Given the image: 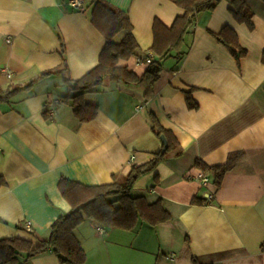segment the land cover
<instances>
[{
	"label": "crops",
	"instance_id": "1",
	"mask_svg": "<svg viewBox=\"0 0 264 264\" xmlns=\"http://www.w3.org/2000/svg\"><path fill=\"white\" fill-rule=\"evenodd\" d=\"M72 1L0 0V89L33 83L0 102V239L35 241L31 232L47 239L52 224L71 211L58 188L61 179L111 184L153 160L164 150L152 131L154 115L182 155L170 154L136 181L131 194L151 204L161 200L171 220L155 227L139 222L131 231L86 220L75 231L86 264H264V0H244L254 13V30L235 20L233 0L198 15L181 57L172 52L161 62L148 103L142 90L108 82L84 98L99 108L89 123L62 103L72 96L62 76L40 79L63 68L64 60L65 75L74 81L99 64L105 40L91 22L98 0H82L80 11ZM105 1L129 15L138 49L124 65L143 74L146 66L137 62L151 52L154 22L170 27L183 11L174 0ZM224 28L247 52L239 61L215 38ZM188 93L196 109L189 108ZM55 100L47 121L44 113ZM240 151L244 160L221 187L213 171L196 166L224 165ZM199 171L211 177V202L194 181ZM197 199L206 204H194ZM22 264L61 263L48 252Z\"/></svg>",
	"mask_w": 264,
	"mask_h": 264
},
{
	"label": "trees",
	"instance_id": "2",
	"mask_svg": "<svg viewBox=\"0 0 264 264\" xmlns=\"http://www.w3.org/2000/svg\"><path fill=\"white\" fill-rule=\"evenodd\" d=\"M174 2L183 14L177 17L170 27L158 20L154 22V42L151 52L159 59L147 65L143 74L139 75L129 66L124 65L134 57L138 49L129 15L105 0H98L93 4L91 12V22L105 40L98 66L81 79L74 81L65 75L68 67L64 60L63 68L44 72L40 79L51 76L63 77L72 96L63 98L62 103L72 105L74 114L81 123L95 120L99 112L98 106L85 102V96L108 82L142 90L145 102L148 103L153 98L155 86L161 77L163 70L161 62L172 52L178 53L181 57L186 35L194 27L197 16L213 12L222 0H174ZM232 5L235 20L254 30V13L246 2L233 0ZM121 35V41L116 42ZM215 38L230 49L238 61L247 55L232 29L224 28ZM62 48L65 52L63 42ZM235 49L239 50V54L235 52ZM32 85L33 83L9 91L0 89V102H9L18 93L29 90ZM187 102L190 109L197 108L190 93L187 94ZM44 118L47 121L52 120L47 111L44 113ZM151 121L154 134L158 138L165 136L167 139L166 152L161 151L155 154L153 160L143 166L132 167L123 180L114 178L111 184L86 186L61 179L58 188L63 198L71 205V211L52 224L47 239H39L32 232L31 235L35 241L14 237L0 239V264H22L48 252H52L61 264H86L87 256L75 236V231L88 219L99 225L128 231L134 230L139 222L153 227L169 222L171 215L164 208L161 200L151 204L146 197H135L131 194L136 181L152 172L170 154H176L178 157L182 155V149L172 133L162 128L154 115H151ZM244 158L245 153L240 151L231 153L224 165L208 168L201 162H196V166L202 170L213 171L214 183L217 187H221L225 176L232 172ZM193 203L206 204L199 199L194 200ZM262 250L264 251V246ZM193 264L200 263L194 259Z\"/></svg>",
	"mask_w": 264,
	"mask_h": 264
},
{
	"label": "built area",
	"instance_id": "3",
	"mask_svg": "<svg viewBox=\"0 0 264 264\" xmlns=\"http://www.w3.org/2000/svg\"><path fill=\"white\" fill-rule=\"evenodd\" d=\"M82 0H74L71 2V6L73 9L80 11L82 9ZM156 55L153 52H148L146 53L145 56L140 58L137 62L138 66L144 65L147 66L149 65L152 61H155ZM8 77L11 78L12 76L8 74ZM59 101L55 100L52 103V107L48 109V113L51 118L54 117L55 115V108L58 106ZM194 181L200 186L201 190L203 191V194L205 195V201L211 202L214 199V194L210 191L211 187V177L204 171H199L197 175L194 177ZM98 231L103 234L104 230L103 229H98Z\"/></svg>",
	"mask_w": 264,
	"mask_h": 264
},
{
	"label": "water",
	"instance_id": "4",
	"mask_svg": "<svg viewBox=\"0 0 264 264\" xmlns=\"http://www.w3.org/2000/svg\"><path fill=\"white\" fill-rule=\"evenodd\" d=\"M161 141H162V143H163V145H164V150H163V152H166L167 149H168V142H167L166 137H165V136H161Z\"/></svg>",
	"mask_w": 264,
	"mask_h": 264
}]
</instances>
